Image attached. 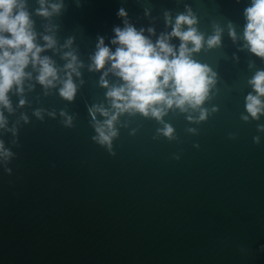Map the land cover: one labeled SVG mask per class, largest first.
<instances>
[{"label": "water", "instance_id": "obj_1", "mask_svg": "<svg viewBox=\"0 0 264 264\" xmlns=\"http://www.w3.org/2000/svg\"><path fill=\"white\" fill-rule=\"evenodd\" d=\"M22 2L57 79L41 85L30 64L10 109L0 106V264H264V112L246 109L264 71L244 39L251 0ZM181 15L203 37L191 59L210 70L207 98L160 119L117 114L108 92L124 82L111 62L94 68L101 40L114 53L115 30L131 26L154 45L168 37L178 56ZM69 75L72 100L60 95ZM113 115L116 135L102 144L97 127L109 134Z\"/></svg>", "mask_w": 264, "mask_h": 264}, {"label": "clouds", "instance_id": "obj_2", "mask_svg": "<svg viewBox=\"0 0 264 264\" xmlns=\"http://www.w3.org/2000/svg\"><path fill=\"white\" fill-rule=\"evenodd\" d=\"M40 3L43 6L45 0H40ZM60 7L53 5V12H59ZM38 14L45 17L50 15L43 7ZM245 17L247 23L244 39L251 53L264 59V0H251V6L245 10ZM194 23V18L184 15L176 19L171 36L182 42L178 56L168 43V37H161L154 45L145 38L142 31L137 32L131 26L115 30L116 39L112 43L119 47L114 53L101 40L93 57L94 68L102 70L107 62H111V70L124 82L123 87L113 88L108 92L117 114L135 110L145 116L151 113L153 117L160 119L164 114V107L172 108L175 105L183 110L188 105L195 109L205 101L213 80L209 79L210 70L206 66L191 59V54L200 50L203 41V37L191 27ZM182 25H189V30L181 31ZM44 39L47 47L54 46L52 38L46 36ZM35 41L32 21L22 0H0V106L10 109L8 94L14 86L22 91L24 80L30 78L25 72L30 64L33 68H39L37 79L41 85L51 87L57 79V71L52 61L48 57L41 58L40 53L45 49L39 47ZM188 43L194 47L189 49ZM218 43V35L208 40L209 47ZM71 59L72 62L66 67L74 72L75 57ZM101 83L108 87L103 79ZM250 84L256 95L247 96L246 109L256 118L264 112V103L261 101V97H264V71L258 72ZM165 89L170 91L166 92ZM75 92L76 88L69 75L60 95L72 100ZM99 111L103 116H108L107 112ZM116 118L113 115L106 121L109 134H105L103 126L97 127L102 144H110L111 137L116 135L112 131ZM204 118L202 113L201 119ZM4 124L3 114L0 113V127ZM164 134L171 136V127H166ZM2 147L0 145V149Z\"/></svg>", "mask_w": 264, "mask_h": 264}]
</instances>
